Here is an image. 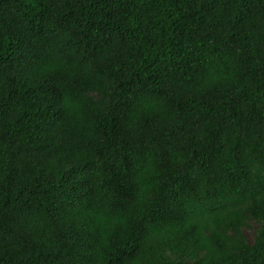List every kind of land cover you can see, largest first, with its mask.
Returning a JSON list of instances; mask_svg holds the SVG:
<instances>
[{
	"label": "trees",
	"instance_id": "16d2710c",
	"mask_svg": "<svg viewBox=\"0 0 264 264\" xmlns=\"http://www.w3.org/2000/svg\"><path fill=\"white\" fill-rule=\"evenodd\" d=\"M0 264H264V0H0Z\"/></svg>",
	"mask_w": 264,
	"mask_h": 264
},
{
	"label": "rangeland",
	"instance_id": "374dc122",
	"mask_svg": "<svg viewBox=\"0 0 264 264\" xmlns=\"http://www.w3.org/2000/svg\"><path fill=\"white\" fill-rule=\"evenodd\" d=\"M256 230H257V225L254 223L249 224V227L243 229V234L248 243L253 242Z\"/></svg>",
	"mask_w": 264,
	"mask_h": 264
}]
</instances>
